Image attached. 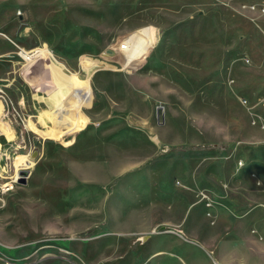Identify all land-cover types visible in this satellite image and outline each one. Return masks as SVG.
Instances as JSON below:
<instances>
[{"label":"rangeland","instance_id":"374dc122","mask_svg":"<svg viewBox=\"0 0 264 264\" xmlns=\"http://www.w3.org/2000/svg\"><path fill=\"white\" fill-rule=\"evenodd\" d=\"M8 183L0 264H264V0H0Z\"/></svg>","mask_w":264,"mask_h":264},{"label":"bare ground","instance_id":"6f19581e","mask_svg":"<svg viewBox=\"0 0 264 264\" xmlns=\"http://www.w3.org/2000/svg\"><path fill=\"white\" fill-rule=\"evenodd\" d=\"M53 53L49 50V48L46 45H43V46H39V47H36V48L32 49L30 52H28V51H22L20 54H21L22 58H24L27 61L32 60L35 56H40V57H42V56L43 57L50 56V58H52L55 62L59 63L65 70H68L67 69V66H65L64 64H62V63H60V62L57 61V59L55 58V56L53 55ZM77 102H79V101H77ZM158 115L159 116H162V113L159 112ZM68 116L70 118V115L68 113L67 114H64L61 117V120L64 121ZM62 125H64V123ZM32 163L33 162L31 160H28L27 158L24 157L21 160V163H19V165L21 166V168H18L17 169L18 170V172H17L18 177H19V173H21L23 170H25L27 168H30L33 165ZM10 189H13V185H11V183H8V184L2 185L1 191L4 192V191L10 190Z\"/></svg>","mask_w":264,"mask_h":264},{"label":"crops","instance_id":"0c3cea01","mask_svg":"<svg viewBox=\"0 0 264 264\" xmlns=\"http://www.w3.org/2000/svg\"><path fill=\"white\" fill-rule=\"evenodd\" d=\"M194 184H196V185H199L202 181L199 179L198 180V178H196L195 180H193L192 181ZM203 202L201 201V200H197V201H195L192 205H191V207L190 208H193V207H195V206H198V208L200 209V210H203V207L205 208V206H203V204H202ZM189 208V209H190ZM189 211V210H188ZM195 219V216L193 217V220Z\"/></svg>","mask_w":264,"mask_h":264},{"label":"water","instance_id":"95a60500","mask_svg":"<svg viewBox=\"0 0 264 264\" xmlns=\"http://www.w3.org/2000/svg\"><path fill=\"white\" fill-rule=\"evenodd\" d=\"M18 179H19V181H20L21 183H25V178H24V177H19Z\"/></svg>","mask_w":264,"mask_h":264},{"label":"built area","instance_id":"2783aa9c","mask_svg":"<svg viewBox=\"0 0 264 264\" xmlns=\"http://www.w3.org/2000/svg\"><path fill=\"white\" fill-rule=\"evenodd\" d=\"M1 189H2V186H0V192H3V191H1Z\"/></svg>","mask_w":264,"mask_h":264}]
</instances>
